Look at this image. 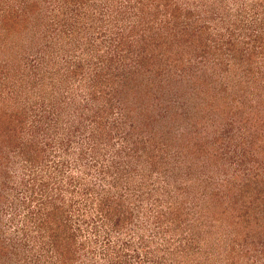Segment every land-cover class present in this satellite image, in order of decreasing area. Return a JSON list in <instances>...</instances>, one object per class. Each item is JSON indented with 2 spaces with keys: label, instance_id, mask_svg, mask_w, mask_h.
I'll list each match as a JSON object with an SVG mask.
<instances>
[{
  "label": "rangeland",
  "instance_id": "1",
  "mask_svg": "<svg viewBox=\"0 0 264 264\" xmlns=\"http://www.w3.org/2000/svg\"><path fill=\"white\" fill-rule=\"evenodd\" d=\"M4 73L22 84L0 104L29 123L49 100L83 135L97 118L70 167L121 219L101 223L64 181L66 264H264V0H0ZM5 128L0 264H56L19 207L27 174Z\"/></svg>",
  "mask_w": 264,
  "mask_h": 264
},
{
  "label": "trees",
  "instance_id": "2",
  "mask_svg": "<svg viewBox=\"0 0 264 264\" xmlns=\"http://www.w3.org/2000/svg\"><path fill=\"white\" fill-rule=\"evenodd\" d=\"M121 43L122 39H117L116 47ZM120 47L122 48L123 46ZM251 50L254 51L253 49ZM135 59L141 65L143 63L141 61L145 57L140 56ZM11 75L0 74V88L7 85L8 87H12L22 84L20 81L21 77L16 79V83L14 82L15 76ZM10 79H13L12 86ZM108 79L112 81L114 78L109 77ZM122 80L123 77L119 80L121 86L128 84L127 82L126 84H122ZM100 81L101 84H107L105 79H99L98 82L96 80L97 83ZM58 106L59 110L57 112L54 109L53 102L49 100L42 107H35L33 111H36L37 117L30 119L29 123L31 110L28 109L30 113H27L28 110H15V107L10 106L8 108L0 104V120L6 125L5 132L8 133L9 143L14 145L10 149L16 150L19 153V166L25 169L24 171L27 174L26 180L22 177L19 181L21 186L24 184L26 192L18 200L19 207L21 206L22 209L28 208V213L35 215L33 224L37 232L40 233V236H44L45 234L48 242L53 243L55 246L57 255L54 257V260L58 262L56 264H66L69 260H66L67 254L64 250L69 248L70 244H75V241L74 234L70 228V222H67L65 216L62 215V212L65 213L63 204H68L63 197H60L62 192L61 184L64 181V190L72 193V195L69 194L70 197L83 194L84 198L79 201L89 202L96 210L97 218L101 223L106 218L112 227H116V222L121 218L114 216V212L116 211L114 206H106L108 201L106 195L98 197L101 188L92 197L89 192L91 189L84 183L86 173H82V175L74 174L70 167L71 165H79L78 159H82L87 148L91 145L87 135L96 130L97 118L95 116L90 117V127L83 135L86 119L82 118L83 116L81 117V114L78 112L74 122L67 121L64 119L63 103L58 101ZM45 110H47V114L43 113ZM40 116H42V120L39 119ZM38 120L40 121V125H37ZM99 126L101 127V121H99ZM26 134H28L27 138ZM98 134H100V129ZM78 135H82V138H79ZM256 145L260 149H264V144L257 142ZM75 147L76 149H74ZM49 154L52 156L47 158ZM76 172L78 173L77 170ZM55 177L57 179L53 182L55 183L53 186V183L49 181ZM115 217L117 218L114 219ZM54 263L55 261L52 264Z\"/></svg>",
  "mask_w": 264,
  "mask_h": 264
}]
</instances>
